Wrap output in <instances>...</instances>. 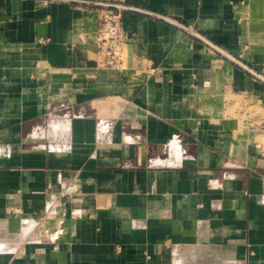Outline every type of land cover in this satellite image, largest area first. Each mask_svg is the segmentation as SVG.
I'll return each instance as SVG.
<instances>
[{"label":"crops","instance_id":"obj_1","mask_svg":"<svg viewBox=\"0 0 264 264\" xmlns=\"http://www.w3.org/2000/svg\"><path fill=\"white\" fill-rule=\"evenodd\" d=\"M0 0V264H264V0ZM235 6L234 14L228 10Z\"/></svg>","mask_w":264,"mask_h":264},{"label":"built area","instance_id":"obj_2","mask_svg":"<svg viewBox=\"0 0 264 264\" xmlns=\"http://www.w3.org/2000/svg\"><path fill=\"white\" fill-rule=\"evenodd\" d=\"M234 9L235 6L231 7L228 13L233 15ZM125 43L121 11L109 8L101 11L96 29V44L105 56L107 65L115 66L119 63Z\"/></svg>","mask_w":264,"mask_h":264},{"label":"water","instance_id":"obj_3","mask_svg":"<svg viewBox=\"0 0 264 264\" xmlns=\"http://www.w3.org/2000/svg\"><path fill=\"white\" fill-rule=\"evenodd\" d=\"M63 1H70V2H73V3L86 4V5L95 6V7L117 9V10L131 9V8L127 7V6H124V5H121V4H117V3H114V2H107V1H97V0H63ZM155 16H159L160 18H164L166 20H170V21L174 22L175 24H177L180 27H182L184 30H186L189 33H191V35L197 37L201 41H203V42L207 43L208 45H210V47H212L214 50L218 51L223 56H225L229 60L233 61L235 64H237L239 67H241L242 69H244L245 71H247L251 75L261 79L262 81H264V77L260 73H258L257 71H255L254 69H252L251 67H249L248 65H246L245 63H243L242 61L237 59L236 57H234L233 55H231V54L227 53L226 51L220 49L214 43H212L211 41H209L208 39H206L202 35L198 34L197 32L193 31L188 26L183 25L181 23H178L176 21H173L171 19L165 18V17H163L161 15L155 14Z\"/></svg>","mask_w":264,"mask_h":264},{"label":"rangeland","instance_id":"obj_4","mask_svg":"<svg viewBox=\"0 0 264 264\" xmlns=\"http://www.w3.org/2000/svg\"><path fill=\"white\" fill-rule=\"evenodd\" d=\"M97 1H110V0H97ZM95 9H98L99 11H105L107 8H102V7H95Z\"/></svg>","mask_w":264,"mask_h":264}]
</instances>
